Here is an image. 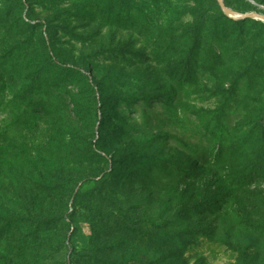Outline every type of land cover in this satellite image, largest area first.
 Listing matches in <instances>:
<instances>
[{
    "label": "rangeland",
    "instance_id": "obj_1",
    "mask_svg": "<svg viewBox=\"0 0 264 264\" xmlns=\"http://www.w3.org/2000/svg\"><path fill=\"white\" fill-rule=\"evenodd\" d=\"M169 1L179 16L185 8H210L209 0ZM224 2L237 15H264V0ZM17 5L28 24L32 66L43 57L46 64L35 70L41 84L33 102L26 98L6 107L12 92L4 95L0 216L49 225L28 248H20V240L31 243L30 231L7 236L0 264H150L162 252L152 250L156 231L146 222L150 218L160 225L175 223L172 230L210 226L213 242L197 238L198 245L183 256L187 264H237V248L247 249L254 264H264L259 236H264V176L246 171L238 182L226 166L199 163L201 156H195L209 148L205 131H216L222 113L228 118L220 136L233 154L231 164L243 167L256 154L264 127V21L247 18L242 31L239 25L228 29L238 30V43L244 44L234 50L227 42L228 55L215 69L193 66L197 81L189 85L178 72L189 14L175 17L166 29L165 9L151 6L145 9L154 14L151 27L141 29L123 17L108 25L103 15L78 9L81 0H18ZM16 44L4 30V57ZM28 57L6 66L13 68L16 89L32 75ZM234 81L239 84L232 91ZM136 93L152 94L153 107L120 100ZM37 104L44 105L42 113L35 112ZM25 110L31 113L28 123L17 118ZM93 153L107 155V169L117 168L109 189L95 176L99 159ZM122 155L123 163H112ZM69 187L82 191L85 202L74 207ZM180 209L190 220H176ZM120 227H128V234Z\"/></svg>",
    "mask_w": 264,
    "mask_h": 264
},
{
    "label": "trees",
    "instance_id": "obj_2",
    "mask_svg": "<svg viewBox=\"0 0 264 264\" xmlns=\"http://www.w3.org/2000/svg\"><path fill=\"white\" fill-rule=\"evenodd\" d=\"M177 2V0H174ZM83 7H78V9H84L90 11L93 16L99 17L102 15L105 17V22L108 25H112L114 23H118L117 20L119 17H123L126 22L131 23L133 27L142 26L141 29H148L151 27L150 16H154V14L147 13L151 6L155 7V10L159 11L165 9L164 18L166 19L167 28H172L175 17L179 16L175 13V9L172 8V5L169 0H81ZM181 2V1H180ZM196 3H198L195 0ZM18 0H0V32L3 33L0 36V39L4 41V30L5 36L7 39L17 41V44L7 50L6 57H4V46L0 47V117L4 115V95L7 96L9 92H12V98L7 100V106L14 101H22L26 98H29V102H33L32 95L34 91L40 87L41 79L38 74V68H41L46 60L44 57L38 63V65L32 66L33 57H28L27 54H30L31 48L29 47V40H27L26 33L28 31V24H26L22 20V15L19 13V7L17 5ZM210 8L208 10L198 8V6L193 9H183V15L179 12L181 18L184 17L185 14H189L190 23H185L183 26V35L180 45V52L182 54V59L179 61V74H181L182 82L188 83L189 85H193L197 81L196 75L192 72L193 66H198L199 64L203 65L208 70L215 69L218 67V64L223 60V58L228 55L227 42L234 43V50H239V47L244 43L239 44L238 40L239 33L238 30H234L232 33H228V29L232 28V26H240L238 29L242 31V26L249 21L250 19H241L234 20L233 18L228 17L224 14L223 10L220 8L216 1L209 0L208 1ZM227 7V4L224 2ZM119 11L120 14L125 15H117L116 11ZM80 11V10H79ZM210 12L211 15L209 17H205V13ZM191 14V15H190ZM156 16V15H155ZM158 16V15H157ZM180 16L178 19H180ZM103 17V18H104ZM177 19V20H178ZM140 22L144 23L143 25H139ZM31 27H35L33 24ZM264 28V24L262 25ZM169 34V31L166 30ZM235 33L239 35H235ZM172 40L170 41V43ZM3 45V42H2ZM1 45V46H2ZM43 45H45L43 43ZM176 45L174 46L175 49ZM46 50V48H45ZM209 55V56H208ZM28 57V67H32V75H30L26 79V83L24 80V88L16 89V79H14L15 74L13 73V68L9 69L7 65H14L13 63H20V59H26ZM49 58V56L47 57ZM16 59V60H15ZM211 61V63H210ZM5 68V69H4ZM7 76V79H4V76ZM9 80V81H7ZM239 82L234 81L230 85V89L234 91V88H237ZM14 87L10 88L7 91V86ZM122 103H129L130 105L140 106L142 102H147L148 107H153L155 102V97L150 93H136L129 97L121 98ZM31 105V104H30ZM36 113L44 111L43 104H37L33 107ZM17 111H20L17 108ZM26 111V110H25ZM23 111L20 115H18V119L22 117L25 118V121L28 123V118L31 116V113L28 111ZM228 118L224 113L220 114L219 118L215 120V130L205 131V140L208 149L205 152H199L198 155L201 156L199 159V163H207L208 161H212L213 164H221L228 168L229 174L235 175V181H244L247 177L246 171L252 173H257L259 176H264V127H260V137L257 141L258 150L256 154H252L250 160H247L246 163L242 166L240 164L232 165L231 159L233 154H230V147L227 145V141L224 140L220 136V129L225 123L224 120ZM38 115H34L33 120H37ZM100 129L104 130V118L100 119L99 122ZM4 122L0 121V164H4ZM93 155L99 159V161L95 164V176L99 177V183L104 188H110L114 183L111 182L117 176L113 173L117 171L116 167L112 169H107L106 167V156L102 153H93ZM241 157L238 159L240 160ZM125 160L124 155L120 156L117 161H112V163H123ZM111 161V160H109ZM189 167L184 168L182 171V175L189 174ZM113 172V173H112ZM111 182V183H110ZM41 187L45 188L43 184ZM70 193L76 202L74 207L77 206L78 201L82 200L85 202V199L82 197V191L78 189L77 192L74 191V187H69ZM46 191V190H45ZM44 191V192H45ZM83 206V204H82ZM214 209L213 206H211ZM177 221H186L190 220L188 215H185V210L180 209L177 211ZM116 220V219H115ZM47 221V220H46ZM45 221V222H46ZM115 222V221H114ZM134 222V221H133ZM146 222L153 228L156 232L152 233V250L158 252L157 250L161 249L162 252L159 254V257L153 260L150 264H187L183 259V256L189 252L193 247L198 245L196 239L204 238L209 242H213L210 226L195 224L192 228L188 230H172L169 227L175 226V223L172 225H160L154 219H147ZM183 223V222H182ZM49 225V221L44 223H36L27 218L22 219H9L4 220L3 216H0V244L4 243V239L9 235H24L25 232L30 231L29 235L34 238L31 243H28L27 238H23L20 240L22 245L20 248L24 249L33 246L36 244L37 238L41 237L43 233H45L47 227ZM169 228L167 231L163 230L164 227ZM161 228V229H160ZM125 234H128V227H120ZM111 236V235H108ZM259 236L263 238V234L259 233ZM113 243V242H112ZM122 244V243H121ZM110 245V244H109ZM108 245V248H109ZM125 247V243H123ZM110 248H113V244ZM115 248V246H114ZM257 249V246H255ZM110 250V249H109ZM116 250H121V248H117ZM264 250V248H263ZM235 251L239 254V259L237 264H254L255 257L250 258L247 252V249L237 248ZM155 255V253H154Z\"/></svg>",
    "mask_w": 264,
    "mask_h": 264
},
{
    "label": "water",
    "instance_id": "obj_3",
    "mask_svg": "<svg viewBox=\"0 0 264 264\" xmlns=\"http://www.w3.org/2000/svg\"><path fill=\"white\" fill-rule=\"evenodd\" d=\"M224 14L233 19H246V18H258L264 21V15L258 14H245V15H233L226 5L223 3V0H217Z\"/></svg>",
    "mask_w": 264,
    "mask_h": 264
},
{
    "label": "bare ground",
    "instance_id": "obj_4",
    "mask_svg": "<svg viewBox=\"0 0 264 264\" xmlns=\"http://www.w3.org/2000/svg\"><path fill=\"white\" fill-rule=\"evenodd\" d=\"M233 15H237L236 13H234V12H231Z\"/></svg>",
    "mask_w": 264,
    "mask_h": 264
}]
</instances>
